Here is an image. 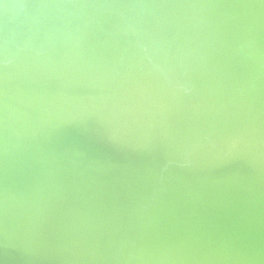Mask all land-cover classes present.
<instances>
[{"label":"bare ground","instance_id":"bare-ground-1","mask_svg":"<svg viewBox=\"0 0 264 264\" xmlns=\"http://www.w3.org/2000/svg\"><path fill=\"white\" fill-rule=\"evenodd\" d=\"M258 2L247 6L246 0H0V264H170L179 260L159 251L161 243L171 246L174 242L163 236L159 226L151 229L152 220H161L154 211L136 220L145 196H134L128 182L138 177L144 180L137 181L142 185L152 181V170H137L155 165L150 147L143 144L149 140L147 132L159 134L157 121L149 116L154 129L146 122L138 131L142 145L137 151L116 148L99 138L98 125L104 123V114L130 108L129 95L136 92L132 88L177 86L182 71L199 61L222 64L230 78L244 79L246 88L256 83L260 72L254 66L244 61V67L225 63L212 49L226 33L232 35L233 16L227 15L240 17L238 30L243 28L244 8L262 29L264 4ZM203 42L209 46L207 51L198 46ZM257 42L264 48V35L259 34ZM187 101L192 115L188 130L195 136L210 139L241 127L244 118L234 106L204 110ZM257 109L256 122L243 128L264 126V111ZM139 112L130 111L126 118L138 121ZM184 130L181 126L177 132ZM171 132L176 135V129ZM180 146L175 155L173 150H161L157 162L164 157V170L199 177L200 173L171 161L187 148ZM109 157L120 161L109 159L110 163ZM263 161L259 158L255 167L260 168ZM241 171L252 174L237 162L213 167L199 178L235 177L245 182ZM164 175L167 184L172 178ZM259 188L253 189L262 191ZM200 200L198 205L204 203L206 208L202 211H214L221 220L260 227L261 234H245L253 242L245 255L258 254L264 244V196ZM192 214L198 219L194 228L218 229L217 235L223 231L215 228L210 215L195 209ZM129 220V225H123ZM176 224L181 236L185 221ZM231 231L224 234L238 236ZM191 242L187 250L203 253L193 255L198 256L195 262L192 256L183 261L227 264L235 258L236 251L228 246ZM208 251L222 255L219 263L205 256ZM245 260L249 259L241 264ZM256 260L261 259L256 256Z\"/></svg>","mask_w":264,"mask_h":264},{"label":"water","instance_id":"water-1","mask_svg":"<svg viewBox=\"0 0 264 264\" xmlns=\"http://www.w3.org/2000/svg\"><path fill=\"white\" fill-rule=\"evenodd\" d=\"M242 1L244 2V0ZM258 1V3L262 2L264 4V0ZM253 2L254 0H246V5L251 6ZM228 16H233L232 22H230L234 25L231 26L233 28L232 35L226 33L223 41L213 44L214 48L212 51L220 55L221 57L217 58H222L225 63L236 62L241 67H244V61L248 65L254 66L260 72V79L256 83L246 88V81L244 79L230 78L226 74L225 67L222 64L215 66L204 61H199L192 68H189L188 71H182L180 84L177 86L171 87L164 84L163 87L157 88L147 86L145 90L140 87L132 88L137 93L134 92L129 95L133 101L128 105L130 108H119L120 110L117 112L114 110L107 115L104 114L102 116L104 123L98 125L100 128L99 138L110 141L116 148L137 151L141 150L142 145L138 131L142 130V126L146 125V122L149 125L148 127L154 129L155 123L152 119L148 118L149 116H152L157 121L155 130L159 134L156 135L154 133L151 135L150 132H147L149 140L146 143L143 142L144 146L150 147L149 154L156 158L154 159L155 165L150 166L145 164L146 170L143 168L137 170V172H151L152 170V181L147 185H142L139 182L144 180L138 177L136 180L139 182L133 183V180H128V182L133 186L134 196L137 194L145 196L143 198L145 203L137 211L136 220L147 216L150 211H154L153 214H156L158 219L161 220L154 222L152 220L151 229L154 230L156 225L159 226V231L162 232L163 236L171 237L170 243L174 242L171 246L163 242L158 247L160 252L164 251V256H171L172 259L179 258L177 261H171L170 264H193L195 262L194 260L198 256L193 257V255L198 254L200 256L203 252L197 253L193 250H187L189 245L194 244L191 241L199 242V244L210 242L214 244V247L222 245L223 247L228 246V248L234 249L237 254L234 253L235 258L233 257L234 259H232L231 257L227 260V264H241L243 259H249L245 260L247 263L244 264H264V244L260 245L262 248H260V251L254 257L248 258L245 255L253 247V242L246 239L247 235L245 236V234H261L260 227H255V223L246 224L244 222L241 224L243 227L235 226L226 222V220H221V217L217 216L214 211H202L206 209L204 208V203L198 205L201 202L200 198L207 199L216 196L250 198L251 196H264V161L260 168L257 169L255 167L259 163V158L264 159V126L243 128L248 122L251 124L256 122V112L259 106L264 111V48L257 42L259 34L264 35V23H262V29L259 30L255 22L256 20L251 19L247 9L244 8L243 16L241 17H244L245 22H242L243 28L239 31L240 17H236L235 15ZM234 36H237L238 39L235 40ZM216 38L219 39V33L216 34ZM206 40L209 41V38L206 37ZM200 45L204 51L209 49L206 42L200 43L198 46ZM141 92L142 94H139ZM256 98H259V100ZM186 100L190 104L196 102L197 105L205 107L204 110H218L223 106H234L240 111V113L238 111V114L242 119L244 118L243 121L241 120V127L230 134L212 136L210 139L203 135L195 136L191 130H188L191 127L192 115L188 114L189 110L186 109ZM258 103L260 104L258 105ZM157 107L159 108L157 109ZM135 109L140 110L137 115L138 121L137 119L131 120L126 118L127 113ZM141 114L143 118L140 119ZM218 118L220 119L221 117L218 116ZM110 122L112 123L110 124ZM195 124L199 123L195 122ZM181 126L185 130L178 134V128ZM173 129H176V132H174L175 136H172L173 132L171 131ZM182 144H186L187 148L182 149L180 154L176 155L179 159L171 161H174V164H180L181 169L193 170L200 173L199 177H204L206 171L213 167L224 164H236L237 162L244 165L252 174L247 175V173H243L242 171L239 172L247 180L245 182L235 181V177L219 179L217 181L213 179L203 181L198 176H187L174 170H164L161 164L164 165L163 162H167V159L161 157V159H158L161 162H157V158L161 155V150L165 148L173 150L171 152L174 154V150L179 149ZM219 151L222 153L220 157L217 153ZM109 159L120 161V159L109 157L108 162L110 163H112V160ZM114 165L116 167L119 166V164ZM158 167H161L159 169L160 172L154 173ZM164 173L172 178L167 184L163 183L165 182ZM173 180L176 183H173ZM257 185H260L259 189H262V191L253 189ZM193 209L198 210L202 214L204 212V215H210L209 217H211L210 219L214 223L215 228H223V231L217 235L218 229L211 232V230L205 231L202 229L201 225L194 228L198 219L193 216ZM168 210H172L171 213H167ZM173 211L176 213L174 214ZM177 221H185L181 236H177V231L175 230L178 225L176 224ZM130 222L132 220L123 225L127 226ZM142 224L144 225V223ZM119 229V227L116 228V231ZM226 230H232L231 232H235L238 236H234L233 233H229V235L224 234ZM183 248L187 251L183 250ZM173 251H177V254H173ZM179 251L186 253L180 254ZM208 253L205 256L213 258L215 259L212 260L213 262L219 263L220 256L222 255L215 251H208ZM191 256L190 260L193 262L183 261L184 258ZM256 256L261 260H256Z\"/></svg>","mask_w":264,"mask_h":264}]
</instances>
